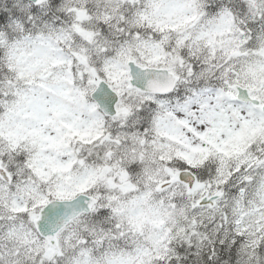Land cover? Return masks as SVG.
Here are the masks:
<instances>
[{"label": "clouds", "instance_id": "9594fccd", "mask_svg": "<svg viewBox=\"0 0 264 264\" xmlns=\"http://www.w3.org/2000/svg\"><path fill=\"white\" fill-rule=\"evenodd\" d=\"M181 241L264 264V0H0V264Z\"/></svg>", "mask_w": 264, "mask_h": 264}, {"label": "snow or ice", "instance_id": "6c2138e0", "mask_svg": "<svg viewBox=\"0 0 264 264\" xmlns=\"http://www.w3.org/2000/svg\"><path fill=\"white\" fill-rule=\"evenodd\" d=\"M193 131H195V129H193ZM206 175V171L201 173L200 179H203ZM229 242L232 244L233 249H235L240 243L239 239H232L231 241L218 240L217 243L220 245L221 253H223L224 249L227 247ZM185 248H190V245L184 244V242L181 241L179 244H176L172 247V250L168 253L167 256L159 257L157 259V264H164L165 260H168V264H187V254L185 253ZM39 259V257H36L38 264ZM205 260L207 261V264H218L215 244L209 249L208 256L205 257Z\"/></svg>", "mask_w": 264, "mask_h": 264}]
</instances>
